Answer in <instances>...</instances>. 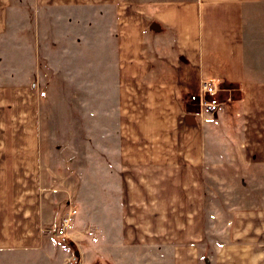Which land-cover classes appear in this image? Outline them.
<instances>
[{"label":"crops","instance_id":"obj_1","mask_svg":"<svg viewBox=\"0 0 264 264\" xmlns=\"http://www.w3.org/2000/svg\"><path fill=\"white\" fill-rule=\"evenodd\" d=\"M34 3L55 86L86 90L102 115L101 224L88 211L71 233L91 247L92 227L117 256L93 251L86 264H264V0ZM18 7L0 0V250H49L64 264L58 204L42 195L37 37L15 28ZM207 77L225 94L213 111L188 96ZM127 89L138 90L130 102ZM224 163L262 171L261 205L232 210L226 239L206 241L207 170Z\"/></svg>","mask_w":264,"mask_h":264},{"label":"rangeland","instance_id":"obj_2","mask_svg":"<svg viewBox=\"0 0 264 264\" xmlns=\"http://www.w3.org/2000/svg\"><path fill=\"white\" fill-rule=\"evenodd\" d=\"M14 3L19 6L15 28H19V31L24 34L27 33L26 26H28L30 33L37 37L38 68L34 85L40 106L42 195L48 202L58 204L57 222L63 215L74 210L70 212L72 222L67 231V239H59L55 231L53 236L57 239V243H61L69 253L64 264L66 262L86 264V256L93 251L94 257L98 258L102 254L105 257L110 255V259L114 261L117 250L103 247L106 243L103 245L101 233L96 234L95 239L92 238L93 235L90 234L92 227L85 230L87 237L94 242V246L91 247L86 244L85 238L79 239L71 233L75 220L77 219L76 225H78L81 218L89 216L88 211L90 214L95 213L94 220L101 224L100 214L103 211L104 198L103 141L97 124L102 123V115L99 112L93 116L88 112L86 90L72 88L69 81L62 80L60 77L59 86H55L56 74L46 63V58L42 57V6H35L34 0H14ZM46 81L47 83L44 84ZM136 91L138 90L127 89V101H131L129 99L136 94ZM219 97L225 98V94L221 92ZM129 108L128 104V110ZM92 118L95 119L94 125ZM242 126L243 124L239 122V135L242 132ZM92 133L93 136H91ZM228 165L231 163L219 164V167L207 170L208 212L204 234L206 241L226 239L230 234L232 210L261 205L259 198L263 192L262 171L259 170L260 177H257L256 170H254V176L252 170L244 166V168L236 169L231 166L229 168ZM188 187L163 185L159 186V190L163 195L171 194L172 190L175 194L184 195ZM183 202L179 199L175 203L177 207L182 208ZM162 207L167 208L165 205ZM216 208L218 214L221 213L222 216L220 214L214 216ZM179 212L178 210L177 213ZM89 218L93 219L92 214ZM181 219L183 218L178 217L177 214L174 225L179 226ZM193 231L192 229V234ZM192 236H196V233L194 232ZM93 247L95 248L92 249ZM56 260H58L57 254H52L49 250H0V264H58Z\"/></svg>","mask_w":264,"mask_h":264},{"label":"built area","instance_id":"obj_3","mask_svg":"<svg viewBox=\"0 0 264 264\" xmlns=\"http://www.w3.org/2000/svg\"><path fill=\"white\" fill-rule=\"evenodd\" d=\"M220 82L215 78H204L201 81V85L197 92L189 93V100L196 102L199 107L206 110H216L221 104V98L219 97ZM71 210L70 212L72 213ZM63 215L57 222L55 227V234L61 240L67 239V231L71 227V213Z\"/></svg>","mask_w":264,"mask_h":264},{"label":"water","instance_id":"obj_4","mask_svg":"<svg viewBox=\"0 0 264 264\" xmlns=\"http://www.w3.org/2000/svg\"><path fill=\"white\" fill-rule=\"evenodd\" d=\"M152 27H155L157 24H156V22H153L152 24ZM66 264H72L71 262H66Z\"/></svg>","mask_w":264,"mask_h":264}]
</instances>
